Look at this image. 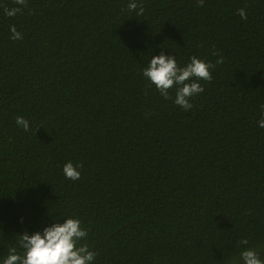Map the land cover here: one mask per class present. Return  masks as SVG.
<instances>
[{
  "label": "trees",
  "instance_id": "1",
  "mask_svg": "<svg viewBox=\"0 0 264 264\" xmlns=\"http://www.w3.org/2000/svg\"><path fill=\"white\" fill-rule=\"evenodd\" d=\"M127 3L26 0L9 17L0 0V257L73 217L92 264L264 260V0ZM161 50L213 65L188 111L141 74Z\"/></svg>",
  "mask_w": 264,
  "mask_h": 264
},
{
  "label": "clouds",
  "instance_id": "2",
  "mask_svg": "<svg viewBox=\"0 0 264 264\" xmlns=\"http://www.w3.org/2000/svg\"><path fill=\"white\" fill-rule=\"evenodd\" d=\"M25 4L26 0H15L16 6L4 8L3 13L5 16H14ZM127 9L137 16L144 12L140 0H128ZM237 11L242 19L246 18L244 9ZM9 32L10 39H22L15 25L9 26ZM221 62L222 58H218L217 63ZM212 67L210 62L196 56L189 57L188 62L180 66L174 55L165 54L161 50L159 54L151 55L147 66L141 69V74L165 100L171 98L173 104L188 111L193 107L190 98L203 92L200 81L211 80ZM170 89L174 90V95L171 97ZM15 123L25 131L29 129V121L22 116H17ZM256 124L257 127L264 128V104L259 106V118ZM61 171L65 178L70 180L79 179L81 174L80 165L78 163L74 165L71 161L65 162ZM86 236L87 230L81 227L78 218L53 219V222L40 230L22 231L17 234L16 245L9 248L7 256L0 257V264H92L96 254L87 244L78 245V241ZM239 243L247 245L248 241L242 239ZM239 256L242 264H264L258 252L249 247L242 248Z\"/></svg>",
  "mask_w": 264,
  "mask_h": 264
}]
</instances>
